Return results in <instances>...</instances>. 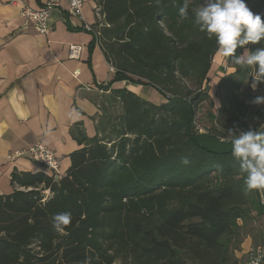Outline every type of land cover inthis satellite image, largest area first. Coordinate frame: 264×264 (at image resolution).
I'll return each instance as SVG.
<instances>
[{
    "label": "trees",
    "instance_id": "obj_1",
    "mask_svg": "<svg viewBox=\"0 0 264 264\" xmlns=\"http://www.w3.org/2000/svg\"><path fill=\"white\" fill-rule=\"evenodd\" d=\"M103 20L94 40L115 68L90 138L81 123L71 129L81 146L69 155L65 176L14 172L13 193L0 195V264H239L246 239L263 240L260 192H245V175L227 152L199 145L198 111L207 103V132L264 124V106L251 100L248 70L231 64L210 95L216 44L189 19L180 21L183 0H93ZM203 0H191L190 9ZM264 19V0H246ZM253 52L264 47L247 46ZM243 49H237V55ZM248 80V83H246ZM128 81L153 88L165 102L146 101ZM222 140V139H221ZM190 163L185 165L182 158ZM70 212L63 233L52 217ZM264 227V225L262 226Z\"/></svg>",
    "mask_w": 264,
    "mask_h": 264
},
{
    "label": "crops",
    "instance_id": "obj_2",
    "mask_svg": "<svg viewBox=\"0 0 264 264\" xmlns=\"http://www.w3.org/2000/svg\"><path fill=\"white\" fill-rule=\"evenodd\" d=\"M49 1L54 0H0V195L13 193L14 172L51 175L28 157L17 155L39 142L62 159L61 173L66 174L71 166L69 155L81 148L71 129L81 123L88 137L97 134L100 106L110 93L104 87L116 75L99 43L90 47L94 32L86 27L93 28L97 22L95 1L84 0L82 13L76 15L70 12L68 1L61 0L51 12L47 35L25 26L22 10H40ZM72 45L82 46L80 58H69ZM222 69L226 74L235 70L228 58L217 55L211 82L219 83L225 75ZM124 87L154 104L166 101L150 87L128 81L112 85V89ZM252 244L247 239L237 257Z\"/></svg>",
    "mask_w": 264,
    "mask_h": 264
},
{
    "label": "clouds",
    "instance_id": "obj_3",
    "mask_svg": "<svg viewBox=\"0 0 264 264\" xmlns=\"http://www.w3.org/2000/svg\"><path fill=\"white\" fill-rule=\"evenodd\" d=\"M156 3L159 5L161 0ZM190 4L191 0H183L178 8L180 21L189 19L191 11L192 22L199 32L215 41L217 55L230 58L231 64L242 71L248 70L252 91L260 90V85L264 84V47L253 52L247 46L264 41L261 15L254 14L246 0H203L191 9ZM238 48L243 49L240 55L236 54ZM251 104L264 106V94L255 96ZM226 138L231 142V156L245 175V192L264 191V124L258 129L249 127L247 131L229 130ZM182 163L188 165L190 161L185 157ZM71 220L70 212L57 213L52 217V226L58 234L63 233ZM252 264L258 262L253 260Z\"/></svg>",
    "mask_w": 264,
    "mask_h": 264
},
{
    "label": "built area",
    "instance_id": "obj_4",
    "mask_svg": "<svg viewBox=\"0 0 264 264\" xmlns=\"http://www.w3.org/2000/svg\"><path fill=\"white\" fill-rule=\"evenodd\" d=\"M70 7V12L76 15H80L84 9V0H67ZM61 0L49 1L42 9L33 10L30 7H25L21 16L24 19L25 26H32L35 31L40 35H47L51 31L50 18L51 12L54 8L60 6ZM97 19L99 21L103 20V15L99 7H96ZM87 30H92V28L86 27ZM82 46L72 45L70 46L69 58L78 59L81 56ZM78 75L77 72H75ZM18 156H26L33 163L39 167L49 171L51 175L61 176V161L62 159L58 157L53 150L48 148L43 142L36 143L29 149L22 153H17ZM260 192V201L264 205V191ZM239 264H252L253 260H256L258 264H264V236L260 243L252 244L249 248L243 252Z\"/></svg>",
    "mask_w": 264,
    "mask_h": 264
},
{
    "label": "rangeland",
    "instance_id": "obj_5",
    "mask_svg": "<svg viewBox=\"0 0 264 264\" xmlns=\"http://www.w3.org/2000/svg\"><path fill=\"white\" fill-rule=\"evenodd\" d=\"M221 78H222V76L220 77V79ZM217 85L218 84H216V83L210 82V95L212 96V98L214 100L216 109L219 108L221 105V100H220V96L218 94ZM207 105H208L207 103L203 104V106H202L203 108H201L200 111H198V117L200 118V121L198 122V126H197L199 134L196 137V141L199 145L205 147L206 149H208L210 151H215V152H221V151H227V150L230 151L231 150V144L230 145L223 144L222 142H220V141H222L221 139L213 137L207 132L206 128H208L210 125L205 120V118L201 119L204 117L205 111H207V109H208ZM223 142H225V141H223ZM64 176L65 175H62V173H61V176L59 177V179H61ZM263 225H264L263 221H260V223L257 224V226L261 227V230L264 231V227H262ZM246 240H245V242H246ZM251 241H252V239H251ZM245 242L243 244H245ZM242 249H243V245H242ZM242 249H241V251H242ZM241 251H239V252H241ZM239 252H237V253H239Z\"/></svg>",
    "mask_w": 264,
    "mask_h": 264
},
{
    "label": "water",
    "instance_id": "obj_6",
    "mask_svg": "<svg viewBox=\"0 0 264 264\" xmlns=\"http://www.w3.org/2000/svg\"><path fill=\"white\" fill-rule=\"evenodd\" d=\"M56 180H59V177L58 176H56Z\"/></svg>",
    "mask_w": 264,
    "mask_h": 264
},
{
    "label": "bare ground",
    "instance_id": "obj_7",
    "mask_svg": "<svg viewBox=\"0 0 264 264\" xmlns=\"http://www.w3.org/2000/svg\"><path fill=\"white\" fill-rule=\"evenodd\" d=\"M200 130V129H199Z\"/></svg>",
    "mask_w": 264,
    "mask_h": 264
}]
</instances>
